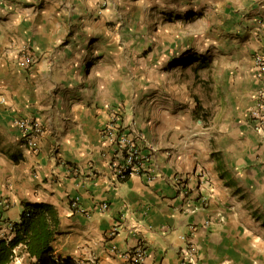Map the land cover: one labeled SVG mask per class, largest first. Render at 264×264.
Segmentation results:
<instances>
[{"label": "crops", "instance_id": "crops-1", "mask_svg": "<svg viewBox=\"0 0 264 264\" xmlns=\"http://www.w3.org/2000/svg\"><path fill=\"white\" fill-rule=\"evenodd\" d=\"M190 53L206 77H184ZM260 97L264 0H0V238L47 203L54 252L74 264H129L136 245L143 264H264ZM16 117L40 123L34 146ZM106 126L143 158L124 180Z\"/></svg>", "mask_w": 264, "mask_h": 264}, {"label": "trees", "instance_id": "trees-1", "mask_svg": "<svg viewBox=\"0 0 264 264\" xmlns=\"http://www.w3.org/2000/svg\"><path fill=\"white\" fill-rule=\"evenodd\" d=\"M197 65L192 69L195 70ZM57 224L58 217L52 205L25 204L18 221L11 224V238H0V264L12 260L13 250L18 245L31 258L30 264H74L70 258H60L54 252L52 242L57 234Z\"/></svg>", "mask_w": 264, "mask_h": 264}, {"label": "built area", "instance_id": "built-area-1", "mask_svg": "<svg viewBox=\"0 0 264 264\" xmlns=\"http://www.w3.org/2000/svg\"><path fill=\"white\" fill-rule=\"evenodd\" d=\"M22 61L21 63L24 66H29L32 58L25 51L21 54ZM250 116L259 123V126L264 128V98L260 97L257 102L250 109ZM12 125L16 127L25 137L26 143L30 146H34V137L39 135L42 131L41 125L35 119L21 118L16 117L11 121ZM104 134L109 136L110 130L109 127L103 129ZM114 134V135H113ZM112 134L111 139H113L116 152L118 153L117 161H114L111 165L112 173L114 174L117 180H124L130 174L137 173L141 169L142 157L139 154V151L132 139V136L129 134L116 129ZM111 136V135H110ZM142 172V171H141ZM146 179H151V176L147 173L142 172ZM200 178L205 181V178L202 173H199ZM71 208H76V200L73 199L70 202ZM104 208L105 205H102ZM113 248V247H111ZM183 254H189L192 251L190 245L182 248ZM125 255L128 258L129 264H143L145 252L140 245H136L129 251L125 252Z\"/></svg>", "mask_w": 264, "mask_h": 264}, {"label": "rangeland", "instance_id": "rangeland-1", "mask_svg": "<svg viewBox=\"0 0 264 264\" xmlns=\"http://www.w3.org/2000/svg\"><path fill=\"white\" fill-rule=\"evenodd\" d=\"M212 8H210V10H211ZM200 10H196V12H194V13H191V14H188L187 15V22L185 23V25H186V27H187V29L189 30V29H192V28H194L195 26H198V24H199V22H198V20H194L193 19V17H199L198 15H200V12H199ZM194 15V16H193ZM200 18V17H199ZM191 19V20H190ZM165 27H167V29H172V30H176L177 29V26L178 25H176V23L174 24V23H171L170 25L169 24H163ZM172 25H174L175 27H172ZM181 26H182V23H181ZM166 31V30H165ZM166 32H168V33H170V31H166ZM175 42L177 43V41L179 40V38H176L175 37ZM185 41L188 43V45H195V44H197V43H195L194 44V41H196V39H194V38H192V37H188V38H186L185 39ZM205 41V40H204ZM194 54H192V53H190V54H187V56H186V58H185V61L188 63V62H192V60H194V56H193ZM206 55V54H205ZM202 62V65H197V67L195 68V70H197V72H198V74L200 75V76H202V77H206V74H207V68H206V62H203V61H201ZM193 63H195V62H192V63H189V64H187L186 65V67H188V68H186V72L184 73V77L187 79H189V78H191V77H193L192 75L194 74V70L192 69V67H194V66H192V64ZM182 74V73H181ZM200 87H202V90L200 89ZM195 88V90H196V92H198V93H202V95H203V97H204V95L206 94V92L204 91L206 88H207V86H204V85H199V86H195L194 87ZM201 95V96H202Z\"/></svg>", "mask_w": 264, "mask_h": 264}]
</instances>
